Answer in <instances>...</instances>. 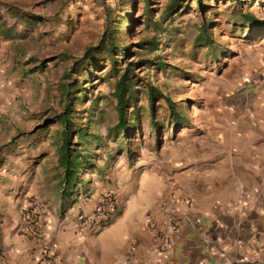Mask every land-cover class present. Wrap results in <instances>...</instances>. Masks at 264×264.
I'll use <instances>...</instances> for the list:
<instances>
[{"label": "rangeland", "instance_id": "obj_1", "mask_svg": "<svg viewBox=\"0 0 264 264\" xmlns=\"http://www.w3.org/2000/svg\"><path fill=\"white\" fill-rule=\"evenodd\" d=\"M0 35V169L25 184L65 189V114L79 176L112 182L191 144L215 107L264 100V0H0ZM126 72L125 134L114 94Z\"/></svg>", "mask_w": 264, "mask_h": 264}, {"label": "crops", "instance_id": "obj_2", "mask_svg": "<svg viewBox=\"0 0 264 264\" xmlns=\"http://www.w3.org/2000/svg\"><path fill=\"white\" fill-rule=\"evenodd\" d=\"M2 44L0 35V52ZM206 121L191 144L161 152L149 167L115 170L112 182L86 173L61 191L55 178L25 184L22 173L9 180L1 168L0 264H45V256L57 264H264V100L225 103ZM7 151L0 145L1 161ZM111 193L119 197L112 220L79 233L78 214ZM170 198L176 231L161 209ZM152 224L170 235L167 249Z\"/></svg>", "mask_w": 264, "mask_h": 264}, {"label": "trees", "instance_id": "obj_3", "mask_svg": "<svg viewBox=\"0 0 264 264\" xmlns=\"http://www.w3.org/2000/svg\"><path fill=\"white\" fill-rule=\"evenodd\" d=\"M179 2L183 0H178ZM101 53H107L110 56H112V59H114V55H112V49L103 47L101 49ZM116 61L114 60V64ZM132 80H130L129 73L126 72L118 81L116 85L115 90V98L117 102V114H118V124L116 126L117 132L120 133H127L129 130V126L127 124V105L129 101H131L134 98V93L131 90ZM67 95L69 92L67 91ZM161 98H164L167 103L170 105L172 109H174L175 104L172 102L171 98L168 96H165L162 93H159ZM155 99V88L151 89L150 92V107L153 108V103ZM62 124L65 126V132L62 134V146L60 149V157H59V163L62 168L65 170V175L63 179V186L66 187V189H73V186H75L77 183H79L80 179V172L83 171L84 168H82L81 163L78 161V159H75V157L72 156V152H70V122L68 116L65 114L61 119ZM86 168V167H85ZM33 223L35 224L38 221V218H33Z\"/></svg>", "mask_w": 264, "mask_h": 264}, {"label": "built area", "instance_id": "obj_4", "mask_svg": "<svg viewBox=\"0 0 264 264\" xmlns=\"http://www.w3.org/2000/svg\"><path fill=\"white\" fill-rule=\"evenodd\" d=\"M167 180L170 185H172L173 187L175 186V182L172 176L167 177ZM175 189L176 191H179L177 188ZM118 202V195L116 193H111L103 197L94 211L90 213H79L76 217L79 233H95L99 227L108 224L113 218ZM188 203L190 206L193 204L192 201H189ZM161 209L164 211L168 218V226L170 227L171 231H176L181 223L178 217L176 200L174 198L166 200L161 204ZM30 219L34 220L31 216ZM151 227H153V229L159 236H162L164 238V250L167 249L171 240L170 235L165 233L156 224H152ZM44 229L45 230H40L38 232L41 239L46 238L47 228L44 227ZM44 260L45 264H57L56 258L45 256Z\"/></svg>", "mask_w": 264, "mask_h": 264}]
</instances>
